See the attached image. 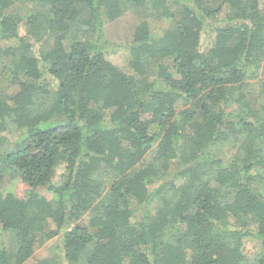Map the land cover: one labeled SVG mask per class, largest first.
<instances>
[{"label":"trees","instance_id":"trees-1","mask_svg":"<svg viewBox=\"0 0 264 264\" xmlns=\"http://www.w3.org/2000/svg\"><path fill=\"white\" fill-rule=\"evenodd\" d=\"M4 232L0 264H264V0H0Z\"/></svg>","mask_w":264,"mask_h":264},{"label":"rangeland","instance_id":"rangeland-1","mask_svg":"<svg viewBox=\"0 0 264 264\" xmlns=\"http://www.w3.org/2000/svg\"><path fill=\"white\" fill-rule=\"evenodd\" d=\"M135 13L136 14L128 12L123 17L113 22L106 23L103 27L104 37L109 42L117 46V51L114 54L108 55L107 59L120 67H125L127 57V52L121 48L127 46L134 26L144 17L143 11H136ZM152 26L156 27L157 23L152 21ZM164 26L165 24H160L159 33L161 32V28ZM204 41L205 45H209L211 37L208 36ZM232 152L233 150L230 149V147H226L225 157L229 156ZM4 187L5 190L12 192L18 198H23L28 189V187L16 176H7L4 180ZM39 193L48 199L50 198V195L44 189H40ZM0 239L4 240V244L7 247H10L12 244L14 245V239L12 237V233L10 232L2 233ZM249 242L250 243L246 246L245 253L248 256H251L255 252V243L253 241ZM41 261L49 264H67L66 261L61 259V257L57 254L56 244L53 241L46 242L44 245L37 247L33 254V258L29 260L27 264H36Z\"/></svg>","mask_w":264,"mask_h":264}]
</instances>
